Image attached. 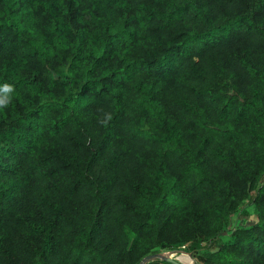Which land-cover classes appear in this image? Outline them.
Returning <instances> with one entry per match:
<instances>
[{"label": "trees", "instance_id": "obj_1", "mask_svg": "<svg viewBox=\"0 0 264 264\" xmlns=\"http://www.w3.org/2000/svg\"><path fill=\"white\" fill-rule=\"evenodd\" d=\"M0 100V264H264V0H0Z\"/></svg>", "mask_w": 264, "mask_h": 264}, {"label": "rangeland", "instance_id": "obj_2", "mask_svg": "<svg viewBox=\"0 0 264 264\" xmlns=\"http://www.w3.org/2000/svg\"><path fill=\"white\" fill-rule=\"evenodd\" d=\"M254 220V215L252 213V209L250 206L246 205L244 202L237 208V210L232 214L230 217V223L229 226L225 232V234L221 237L216 238L214 246L217 247L221 244H224L227 241V235L228 233L234 229L235 227L242 226L246 224L248 221ZM180 249V250H179ZM183 247L176 248L175 251H169V250H160L157 253H170L171 258L175 259L179 263L182 264H199L195 262V257L191 256L189 253L184 252L182 250ZM216 248L212 249V252L215 251ZM155 264H162L158 262H162L159 260ZM153 261V262H154ZM181 261V262H180ZM165 263V262H163ZM169 264V263H167Z\"/></svg>", "mask_w": 264, "mask_h": 264}, {"label": "water", "instance_id": "obj_3", "mask_svg": "<svg viewBox=\"0 0 264 264\" xmlns=\"http://www.w3.org/2000/svg\"><path fill=\"white\" fill-rule=\"evenodd\" d=\"M170 253H154L142 257L137 264H147L154 260H159L169 264H182L170 257Z\"/></svg>", "mask_w": 264, "mask_h": 264}, {"label": "clouds", "instance_id": "obj_4", "mask_svg": "<svg viewBox=\"0 0 264 264\" xmlns=\"http://www.w3.org/2000/svg\"><path fill=\"white\" fill-rule=\"evenodd\" d=\"M8 90V89H6ZM4 105V101L0 100V106H3Z\"/></svg>", "mask_w": 264, "mask_h": 264}, {"label": "bare ground", "instance_id": "obj_5", "mask_svg": "<svg viewBox=\"0 0 264 264\" xmlns=\"http://www.w3.org/2000/svg\"><path fill=\"white\" fill-rule=\"evenodd\" d=\"M171 257V256H170ZM181 262V261H180Z\"/></svg>", "mask_w": 264, "mask_h": 264}]
</instances>
